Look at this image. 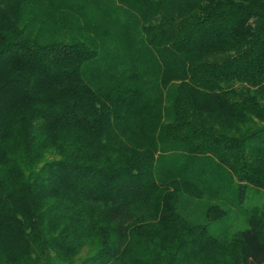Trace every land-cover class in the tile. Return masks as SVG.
<instances>
[{"label": "trees", "instance_id": "obj_1", "mask_svg": "<svg viewBox=\"0 0 264 264\" xmlns=\"http://www.w3.org/2000/svg\"><path fill=\"white\" fill-rule=\"evenodd\" d=\"M0 264H264V0H0Z\"/></svg>", "mask_w": 264, "mask_h": 264}, {"label": "rangeland", "instance_id": "obj_2", "mask_svg": "<svg viewBox=\"0 0 264 264\" xmlns=\"http://www.w3.org/2000/svg\"><path fill=\"white\" fill-rule=\"evenodd\" d=\"M249 199H250V202H258V200H259V198L256 196H250ZM235 227L236 228H234V229H237V228L241 229V228L245 227V223L240 217H238V220H237Z\"/></svg>", "mask_w": 264, "mask_h": 264}]
</instances>
